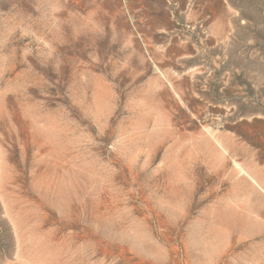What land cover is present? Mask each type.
<instances>
[{
    "label": "rangeland",
    "instance_id": "rangeland-1",
    "mask_svg": "<svg viewBox=\"0 0 264 264\" xmlns=\"http://www.w3.org/2000/svg\"><path fill=\"white\" fill-rule=\"evenodd\" d=\"M0 264H264V0H0Z\"/></svg>",
    "mask_w": 264,
    "mask_h": 264
}]
</instances>
